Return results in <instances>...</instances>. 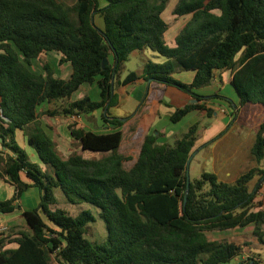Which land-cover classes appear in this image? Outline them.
Wrapping results in <instances>:
<instances>
[{
  "label": "trees",
  "instance_id": "16d2710c",
  "mask_svg": "<svg viewBox=\"0 0 264 264\" xmlns=\"http://www.w3.org/2000/svg\"><path fill=\"white\" fill-rule=\"evenodd\" d=\"M71 1L0 0V143L6 150H0V178L7 177L16 190L0 202V214L14 213L29 189L39 192L38 207L23 214L29 232L13 240L0 238V264H54V259L58 264H261L249 250L251 242L214 240L211 234L252 228V236L264 246V208L257 201L264 168L252 167L234 183L205 172L190 182L188 191L186 167L199 131L195 124L172 145L158 142L161 132L147 135L127 169L132 158L119 153L125 123L112 117L111 109L119 104L121 87L144 80L175 87L196 102L177 109L172 123L193 111L212 117L215 111L206 101L229 99L206 98L198 91L211 86L217 75L222 81V74L231 72L239 98L234 109L242 121L252 108L264 110V0H180L174 15L192 17L174 48L165 34L177 20L168 24L162 17L171 0ZM97 16L103 28L97 26ZM146 50L165 61H147L142 72L122 79L130 57ZM52 52L62 56L60 66L71 65L69 80L56 78L55 67L45 60L42 74L32 70L34 60ZM189 71L195 72L191 84L174 78ZM95 83L99 101H70L81 86ZM59 101L69 102L49 116L102 111L113 132L97 134L72 123L69 131L82 151L104 157L86 159L77 152L64 157L58 151L42 127L38 108ZM18 131L25 132L45 169L19 145ZM251 156L258 165L264 161V122ZM56 189L73 205L86 203L99 210L107 229L105 243L87 238L96 222L92 213L72 215L61 208ZM11 244L16 248L6 249Z\"/></svg>",
  "mask_w": 264,
  "mask_h": 264
},
{
  "label": "crops",
  "instance_id": "0c3cea01",
  "mask_svg": "<svg viewBox=\"0 0 264 264\" xmlns=\"http://www.w3.org/2000/svg\"><path fill=\"white\" fill-rule=\"evenodd\" d=\"M165 13L166 12H164L162 15L163 19L165 17L164 16ZM98 17L99 16L95 18L96 24ZM174 17L175 18L173 20L168 19L166 21L164 19L165 22L168 24L173 22L174 20H177L176 23L172 25L165 34L166 43L168 40L169 45L168 43L167 45L171 48L176 47L177 36L180 34L182 29L185 27V25L191 20L192 16L187 15L184 17H177L174 15ZM50 54H52L50 59L49 58L43 59L41 58L42 57L41 55L38 61L41 62L45 60L50 62L54 67L56 65L57 67H55V77L59 79L69 80L72 75L71 65L64 64L60 66L59 62L62 56L55 52L49 53V55ZM151 57L154 60H157L158 62L161 63L165 61L154 55H151ZM53 58L57 60L56 63L52 61ZM42 73H43V69L42 71L38 72V74H42ZM174 78L185 84H191L195 78V72L192 71L178 72L174 75ZM218 79L219 76L217 75L215 82L211 86L199 90L198 94L206 98L214 95L224 97L223 94H225L224 92L225 89L226 91L229 92V94H225L226 97L229 99V102L226 101L225 99H220V98L209 99L206 101L207 107L215 111L212 117H209L207 113L203 111H193L189 115H187L181 122L177 124L171 122L170 119L171 115L177 109H181L187 105L196 103L189 95L181 92L175 87L160 85L157 84L156 82H145L144 80H140L138 83L131 86L121 87L119 89V93H120L119 104L117 107L111 109V116L122 119L123 122L125 123L121 128L124 140L119 149V153L130 158L132 154L137 153V155H139L144 138L147 135L153 134L154 132L162 133V137L158 141L159 143H167L172 145L183 134L188 132L191 126L198 124L199 125L198 139L196 141L193 154L200 148L214 144V147L222 148V151H224L225 155H227L226 159L229 162L228 163L229 167L226 170L227 176H231V172L233 171V169H230L231 168L230 166H238V167L245 166L248 161L250 162V158H252V156H250V158L249 155L245 156V152L242 151L243 133L236 135L235 131L237 128H239L238 126L240 124H242V128L246 127L249 124L251 113L252 111L255 110V108L249 110L247 119L245 122H243L240 114L239 113L237 114V110L234 109L239 103V98L237 93L231 86V81L233 79L232 73L225 72L222 74V81H219ZM228 88H230L231 90H228ZM85 97H90L93 101L100 100V90L96 83L92 85L85 84L81 86L79 91L72 96L70 101L81 100ZM62 102H64V106H65L69 101H62ZM55 103L52 105H49L48 103H44L42 106L38 108V113H39V120L42 124L43 129L54 141L58 151L64 157H68L69 155L75 152L81 154L86 159H93V158L100 159L104 157V154L82 151V149L76 145L69 131V125L72 123V124H76L78 128L85 129L86 131H92L97 134H109L113 132L111 125H106L103 122L102 111L89 114L88 118L90 119L88 120L84 117V114L72 116V117H64V116L51 117L48 115V112L61 110L53 107ZM19 137L22 139L24 148L30 147V145L28 144V137L25 134V132L18 131L16 134L17 141L19 140ZM66 145H69V147L64 148ZM71 145L77 147V149L71 151L70 150ZM123 149H125L124 153L122 152ZM0 150L6 151L1 146V143H0ZM66 150L70 152L68 153L69 155L67 154ZM83 153L84 154L91 153L92 157H88L86 154L84 155ZM249 153L251 154V149ZM136 160L137 158L132 159L131 161L135 162ZM39 162H34V163L40 164L41 167L45 169V166H43L41 162L40 163ZM216 174L219 177V174L218 173ZM22 179L25 182L30 183L26 178L25 174H22ZM15 192L16 190L14 186H12L7 182V177L0 178V202L11 199L15 194ZM26 193L29 194L30 196L27 198L26 201L23 200L22 197L17 202V210L14 213L8 215L0 214L1 226H6L9 228V227L21 226L22 223L27 225L23 214L27 211H31L38 207L39 192L36 188H31L28 191H26L24 194ZM29 199H30V203L33 202L34 200L35 204L34 205L32 204L31 205L32 207L28 203ZM1 237L2 236H0V238ZM214 240H218V239H214ZM14 248H16L15 244H11L6 247V249H14Z\"/></svg>",
  "mask_w": 264,
  "mask_h": 264
},
{
  "label": "rangeland",
  "instance_id": "374dc122",
  "mask_svg": "<svg viewBox=\"0 0 264 264\" xmlns=\"http://www.w3.org/2000/svg\"><path fill=\"white\" fill-rule=\"evenodd\" d=\"M180 0H171L167 9H166V13L164 14V19L167 21L168 19L173 20L174 17V9L177 5V3ZM68 4H71L72 1L71 0H67ZM106 3L104 1L101 2V5L104 6ZM170 15V18H169ZM97 24L99 27L103 28L104 27V21L102 20V18L98 17L97 18ZM167 43L169 45V41L167 40ZM145 52V53H143ZM143 52H136L134 53L131 57L129 62H127L124 66V71L122 74V78H126L127 75L131 72H142L143 66L147 61H152L154 63H161L158 62L157 60H154L151 55L157 56L159 58H161L163 61L165 60L164 58L160 57L159 55L151 52L150 50H146ZM49 53L42 55L41 58L43 59H47V58H51L52 54L49 55ZM150 59V60H149ZM52 61L54 63H56V59H52ZM42 64L40 61L38 60H34L33 62V66L31 67L32 70L35 73H38L40 71H42ZM55 67H57L55 65ZM228 90H231L230 88H228ZM225 94H229L228 91H226L224 89ZM223 94L224 98H227L226 95ZM228 99V98H227ZM64 106V102L59 101L56 102L55 105H53L54 108L56 109H61ZM84 117L88 120L90 118H88L87 114H84ZM264 122V110L260 107H256L254 111H252L251 113V118L249 121V124L242 128V124H240L236 129V135H239L241 133H243L242 136V143H243V147H242V151L245 152V156L249 155V158L251 156V154L249 153L251 147L253 146V143L255 141V137H256V131L257 128ZM243 130V132H242ZM19 145L23 147V142L22 139L19 137ZM172 142V140H171ZM69 145H66L64 148H68ZM24 148V147H23ZM25 151L28 153L30 159L32 162H39V159L37 157V154L35 152V150L32 147H28V148H24ZM77 147L71 145L70 150H76ZM67 154L70 153L68 150H66ZM122 152H125V149L122 150ZM84 154V153H83ZM88 157H92V154H87L85 153ZM84 154V155H85ZM69 155V154H68ZM97 156V155H96ZM137 153L136 154H132L131 158L132 159H136L137 158ZM99 157V156H98ZM227 155H225V152L222 151V148H217L214 147V144L210 145V146H206L203 148H200L199 150H197L194 153L193 156V160L191 162L190 168H189V179L191 182L198 180L201 178V175L203 173H218L219 177L222 181H225L227 183H234L235 179H237L239 177V175L244 174L246 171H248V169H251L252 167H261L264 168V161L258 165L253 158H250V162L248 161L246 163L245 166H230V169H233V171L231 172V176H227L226 170L229 167V162L226 159ZM40 163V162H39ZM134 164V161L128 162L126 163L125 167L127 169H130ZM258 182V179H256L255 181H253L250 185L251 190L254 189V187L256 186ZM55 195L60 203V207L67 210L69 213H71L72 215H77L79 212L83 211V210H88L92 213V215L96 218V222L90 224V232H89V236L87 237L90 241L92 242H97V243H105L107 240V229H106V224L105 222L100 219L99 216V210L89 204L86 203H81V204H71L69 203V201L67 200V198L65 197V195L62 193V191L60 189H56L55 190ZM29 194H23V200H27V198L29 197ZM257 201L263 206L264 208V185L262 187V189L260 190L258 197H257ZM29 205L31 206L32 204L34 205V200L33 202L30 203V199L28 201ZM32 207V206H31ZM8 228V227H7ZM252 228L249 229H237V230H231V231H224V232H215L211 234V237L214 239H218V240H232L235 242H239V243H243V242H251V247L249 248L250 251H252L253 255H255L254 257L256 259H258L261 264H264V246H261L259 244V242L257 241V239L252 236ZM20 232H29V229L27 227V225H25L24 223L21 224V226L18 227H9L7 232L5 233V235H2V237H4L5 239L8 240H13L17 234H19ZM1 236V235H0ZM247 254L249 256H251V253L247 251ZM253 257V256H251ZM238 263V260L235 262H232V264ZM54 264H58L56 262V260L54 259Z\"/></svg>",
  "mask_w": 264,
  "mask_h": 264
},
{
  "label": "water",
  "instance_id": "95a60500",
  "mask_svg": "<svg viewBox=\"0 0 264 264\" xmlns=\"http://www.w3.org/2000/svg\"><path fill=\"white\" fill-rule=\"evenodd\" d=\"M108 65H109L108 60H104V62H103V68H106ZM0 142H2V139H0ZM193 156H194V154L189 158V160L187 162V167H186L187 181H188V188H187V190L188 191H189V185H190V182H191L190 179H189V168H190L191 162L193 160Z\"/></svg>",
  "mask_w": 264,
  "mask_h": 264
},
{
  "label": "built area",
  "instance_id": "2783aa9c",
  "mask_svg": "<svg viewBox=\"0 0 264 264\" xmlns=\"http://www.w3.org/2000/svg\"><path fill=\"white\" fill-rule=\"evenodd\" d=\"M8 228L6 226H1L0 225V235H5V233L7 232Z\"/></svg>",
  "mask_w": 264,
  "mask_h": 264
}]
</instances>
